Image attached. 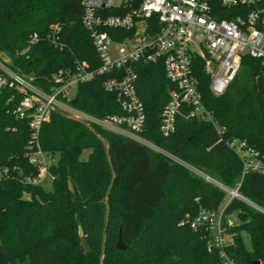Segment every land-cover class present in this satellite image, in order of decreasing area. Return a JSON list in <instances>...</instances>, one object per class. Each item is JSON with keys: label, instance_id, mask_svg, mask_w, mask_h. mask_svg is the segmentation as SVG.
Here are the masks:
<instances>
[{"label": "trees", "instance_id": "trees-1", "mask_svg": "<svg viewBox=\"0 0 264 264\" xmlns=\"http://www.w3.org/2000/svg\"><path fill=\"white\" fill-rule=\"evenodd\" d=\"M81 17L79 0H0V54L6 66L45 90L54 73L75 61L96 68ZM54 26L59 32L52 44ZM33 34L38 40L26 50ZM192 70L201 103L220 134L208 122L177 118L173 133L161 136L159 113L172 85L160 62H137L136 93L145 114L140 136L226 187H238L242 197L264 208V175L247 173L241 179V160L227 146L240 140L247 149L263 151L264 66L243 58L221 97L209 91L199 57H193ZM104 78L77 86L69 104L100 118L120 115L115 96L102 89ZM250 87L260 109L246 99ZM21 97L14 88L0 90V169H6L0 179V264H223L217 250L207 251L205 231H192L179 221L199 207L217 209L224 194L135 141L53 112L39 135L40 148L57 157L50 188L24 182L36 169L25 155L28 120L14 113ZM245 108L259 112L260 121L242 124ZM225 214L237 221L225 232L230 236L226 258L233 264H264V216L238 200L230 201ZM119 233L125 251L115 249Z\"/></svg>", "mask_w": 264, "mask_h": 264}, {"label": "built area", "instance_id": "built-area-1", "mask_svg": "<svg viewBox=\"0 0 264 264\" xmlns=\"http://www.w3.org/2000/svg\"><path fill=\"white\" fill-rule=\"evenodd\" d=\"M82 25L88 32L99 65L75 61L70 69L54 73L45 89L36 87L32 78H24L0 59V90L14 88L22 97L14 109L17 118L27 119L30 141L25 154L36 174L24 182L42 186L53 177L50 168L57 157L40 148L41 128L50 114L58 112L87 127L135 141L169 162L178 165L204 183L224 194L217 209L198 208L185 214L179 225L192 231H205L207 251L217 250L223 264H233L224 253L226 230L235 226L225 209L232 200L248 205L264 216V208L250 202L213 177L157 147L140 136L143 130L144 108L136 93L137 62L162 64L165 79L172 85L167 102L159 113V133H173L177 118L210 123L219 135L221 129L201 103L197 80L192 70L193 57L203 62L209 77L208 89L215 97L225 94L239 72L243 58L261 61L264 66V0H79ZM224 14L229 19L224 18ZM58 26L50 34L56 43ZM29 37L26 50L37 42ZM1 58V57H0ZM104 76L102 89L115 96L120 115L96 117L72 107L69 102L77 86ZM74 89L71 96L70 91ZM241 160V179L247 173L264 175V147L261 154L244 147L242 141L227 144ZM6 169H0V179ZM197 201V199H195Z\"/></svg>", "mask_w": 264, "mask_h": 264}, {"label": "rangeland", "instance_id": "rangeland-1", "mask_svg": "<svg viewBox=\"0 0 264 264\" xmlns=\"http://www.w3.org/2000/svg\"><path fill=\"white\" fill-rule=\"evenodd\" d=\"M0 57H1L0 59L6 60L4 58V56L1 55V54H0ZM242 90L243 89L237 90L236 92L238 93L239 91L241 92ZM246 91H247L246 99L249 100V105L254 106V108H256V109L257 108L260 109L261 108V102H260L259 97L254 92L253 88H251V87L250 88H247ZM73 94H74V89H71L70 95L72 96ZM231 112H232V109L231 108H228L227 113H228L229 116L232 115ZM260 119H261V115H260L259 112L254 113V112L249 111L246 108L244 109V111H243V117H242V120H243L242 124H246V126H250L252 124H255V123L259 122ZM86 154H87V152H84L83 155H82V158H85ZM43 187L46 188V189H49L50 188V183L49 182H46L43 185ZM231 219H232V221L235 224H237V221H236V219H235L234 216H231ZM240 236H241V240H242L243 246L245 247L246 250H249L250 249L249 237L244 232L241 233ZM225 240H226L227 243L230 242V236L227 235L225 237Z\"/></svg>", "mask_w": 264, "mask_h": 264}, {"label": "water", "instance_id": "water-1", "mask_svg": "<svg viewBox=\"0 0 264 264\" xmlns=\"http://www.w3.org/2000/svg\"><path fill=\"white\" fill-rule=\"evenodd\" d=\"M115 249L118 251H125L127 249V246L123 244L122 239H121V234H118V239L115 244Z\"/></svg>", "mask_w": 264, "mask_h": 264}, {"label": "crops", "instance_id": "crops-1", "mask_svg": "<svg viewBox=\"0 0 264 264\" xmlns=\"http://www.w3.org/2000/svg\"><path fill=\"white\" fill-rule=\"evenodd\" d=\"M5 58V57H4ZM6 59V58H5Z\"/></svg>", "mask_w": 264, "mask_h": 264}]
</instances>
